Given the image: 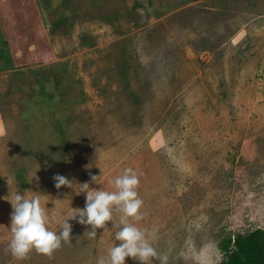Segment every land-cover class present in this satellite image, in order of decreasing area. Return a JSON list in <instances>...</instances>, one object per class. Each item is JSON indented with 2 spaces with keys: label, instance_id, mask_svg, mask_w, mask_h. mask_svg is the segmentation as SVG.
<instances>
[{
  "label": "rangeland",
  "instance_id": "1",
  "mask_svg": "<svg viewBox=\"0 0 264 264\" xmlns=\"http://www.w3.org/2000/svg\"><path fill=\"white\" fill-rule=\"evenodd\" d=\"M128 167L167 264H221L225 236L264 227V0H0V264H96L111 221L17 258L8 199L63 221L78 182Z\"/></svg>",
  "mask_w": 264,
  "mask_h": 264
},
{
  "label": "clouds",
  "instance_id": "2",
  "mask_svg": "<svg viewBox=\"0 0 264 264\" xmlns=\"http://www.w3.org/2000/svg\"><path fill=\"white\" fill-rule=\"evenodd\" d=\"M98 175H91V182L97 183ZM140 173L132 168H125L122 174L110 181L114 190L94 188L89 181L78 182L77 195L84 194L83 207L74 208L66 212L63 221H57L55 213H49L42 206L39 195L30 196L27 192H15L11 199L12 212L10 214L11 239L9 249L17 258L25 257L35 249L43 254H51L61 247L62 242L68 243L73 237V224L71 221L85 226L83 235L94 238L97 229H103L111 221L115 243L109 247L106 254L97 258L96 264H126V259L131 257L140 264H150L158 260L160 264H167L168 256L160 254L154 247L157 238L155 230L139 227L129 218L140 221L143 217L141 211L143 200L138 193ZM53 180L57 189L61 186L72 187V179L62 174H54ZM120 213L119 221L115 213ZM53 222L59 223V230L51 227ZM91 229V230H89Z\"/></svg>",
  "mask_w": 264,
  "mask_h": 264
},
{
  "label": "trees",
  "instance_id": "3",
  "mask_svg": "<svg viewBox=\"0 0 264 264\" xmlns=\"http://www.w3.org/2000/svg\"><path fill=\"white\" fill-rule=\"evenodd\" d=\"M220 246L221 264H264V227L225 236Z\"/></svg>",
  "mask_w": 264,
  "mask_h": 264
}]
</instances>
